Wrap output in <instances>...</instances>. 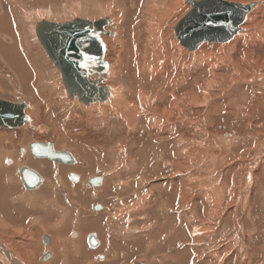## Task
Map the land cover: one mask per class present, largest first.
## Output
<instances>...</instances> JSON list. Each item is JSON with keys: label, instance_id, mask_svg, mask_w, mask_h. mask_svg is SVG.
Here are the masks:
<instances>
[{"label": "rangeland", "instance_id": "rangeland-1", "mask_svg": "<svg viewBox=\"0 0 264 264\" xmlns=\"http://www.w3.org/2000/svg\"><path fill=\"white\" fill-rule=\"evenodd\" d=\"M14 1L0 0V15L15 21L4 18L10 25L0 24V36L14 33V53L24 51L28 63L0 49V99L25 102L31 123L0 128V200L5 193L11 200L0 202V264L54 257L42 245L45 234L73 253L81 248L70 264H264V0H224L258 5L230 42L193 52L173 32L187 0ZM76 18L110 22L102 36L109 72L93 76L109 88L103 103L67 97L35 37L44 20ZM3 60L16 74L28 67V77L16 80ZM47 142L75 164L30 151L23 162L8 150ZM17 161L49 188L26 190ZM94 177L102 179L97 187L89 184Z\"/></svg>", "mask_w": 264, "mask_h": 264}, {"label": "water", "instance_id": "water-1", "mask_svg": "<svg viewBox=\"0 0 264 264\" xmlns=\"http://www.w3.org/2000/svg\"><path fill=\"white\" fill-rule=\"evenodd\" d=\"M186 3L190 10L176 23L173 32L179 45L189 52L196 51L204 43L230 42L241 30L247 15L258 5V2L242 4L224 0H187ZM106 26L110 27L108 19H74L63 24L44 20L35 30L39 44L61 76L67 97L85 106L103 103L111 96L109 88L102 85V76L99 80L93 78L109 72L110 65L104 61L106 45L101 38L110 34L105 32ZM25 105L22 101L0 99V128L11 130L31 123L24 112ZM30 151L36 159H47L57 165L75 164L68 151L57 152L50 142L30 145ZM18 176L26 190H35L43 182L36 171L26 166L18 171ZM69 176L72 182L78 181L77 175ZM101 182V177L89 180L94 187ZM88 242L97 247L94 235L88 237Z\"/></svg>", "mask_w": 264, "mask_h": 264}, {"label": "bare ground", "instance_id": "bare-ground-1", "mask_svg": "<svg viewBox=\"0 0 264 264\" xmlns=\"http://www.w3.org/2000/svg\"><path fill=\"white\" fill-rule=\"evenodd\" d=\"M12 1V0H11ZM16 1V0H15ZM13 2L14 4L15 3H17V2ZM20 2V1H19ZM17 5V4H16ZM79 15V14H78ZM7 17H9V19L12 21V19H11V17L10 16H7ZM6 17V18H7ZM4 18H5V16H4ZM4 18H0V24L2 23V24H4V25H10V22H5L4 21ZM5 18V19H6ZM76 19H86V18H76ZM63 24V23H62ZM12 29V28H11ZM15 30V29H14ZM133 30V29H132ZM8 33H9V36H6V34H5V32L4 31H2V33H4V37H2V35L0 36V49H5L6 47L5 46H3V44H4V42L5 41H8V39H9V42L11 43V44H14L15 43V45H14V50H16V48H17V44H16V38L14 37L15 35H14V33H10L9 31H7ZM34 33H35V30H34ZM1 34V33H0ZM15 34H16V32H15ZM8 35V34H7ZM8 37V38H7ZM35 37H36V34H35ZM235 37V36H234ZM233 37V38H234ZM102 38V40H103V37H101ZM232 38V39H233ZM37 39V38H36ZM103 42H104V40H103ZM105 44V43H104ZM218 44H222V43H218ZM7 51V50H6ZM8 52V51H7ZM8 54H9V52H8ZM15 66H16V64H14ZM11 72H12V69H11ZM19 76H23L22 74H19ZM14 77L15 78H17L15 75H14ZM21 80H23V78L22 79H20V81ZM16 85V84H15ZM13 86V85H12ZM65 88V87H64ZM3 90V88L0 86V93H1V91ZM15 90V89H14ZM66 91V90H65ZM117 94V93H116ZM119 98H116V99H113V101L115 102L116 101V103L117 104H119L120 105V103H119ZM129 108H130V106H129ZM25 112V111H24ZM27 123V122H26ZM35 144V143H34ZM33 145V144H32ZM25 149V148H24ZM169 154V153H168ZM25 156H26V149H25ZM21 157V156H20ZM22 159V158H21ZM31 159H29V161H30ZM35 162V161H34ZM12 163V162H11ZM38 164H43V163H39V162H37ZM93 164V163H92ZM20 166H22V165H20ZM19 166V167H20ZM38 165H36V167H37ZM18 167V168H19ZM40 168V167H39ZM88 169V168H87ZM251 173V172H250ZM8 179H9V177H8ZM7 179V180H8ZM19 180H20V178H19ZM79 181V180H78ZM72 191H73V189H72ZM215 191H218L216 188H215ZM219 192V191H218ZM220 194V193H219ZM6 197H9L7 194H4V196H3V198H1V200H0V202H1V204H4L5 203V201H6ZM33 198V197H32ZM218 198V197H217ZM77 221H79V220H77ZM85 224H83V225H87V222H84ZM80 225V224H79ZM82 224L80 225V228L83 226ZM2 226V225H1ZM5 226V225H4ZM6 227H9V226H6ZM57 227V226H56ZM64 227V226H63ZM1 229V228H0ZM4 229V228H3ZM46 229V228H45ZM57 229V228H56ZM47 230V229H46ZM58 230V229H57ZM57 230H56V232H57ZM4 231V230H3ZM44 231V230H43ZM11 232V231H10ZM131 232H132V230H131ZM26 233V232H25ZM4 234V233H3ZM18 234V233H17ZM73 234V233H72ZM53 235V234H52ZM60 236V235H59ZM58 237V236H57ZM95 237V236H94ZM57 238H55V243H54V250H55V254L57 253V254H59L61 257H63V255L65 254V253H68V255H69V258L72 260V259H75V258H82L83 257V254L81 253V252H78V251H80L81 250V248H79L78 246H74V252H76V253H73L72 252V245L70 246L69 244V246H67V242H65V240H64V242L63 241H61V240H56ZM95 239H96V237H95ZM47 245H49L50 244V238L48 237L47 238ZM97 240V239H96ZM72 242V241H71ZM28 244V243H27ZM71 244V243H70ZM1 245V244H0ZM25 245V244H24ZM33 245V244H32ZM46 245V244H45ZM78 245V244H77ZM97 245H98V243H97ZM2 248H4V250H3V252L5 253V254H8L9 255V257H10V259H13V256H12V254H11V249L10 248H7L6 247V244H2V246H1ZM36 248V247H35ZM184 248V247H183ZM39 249V248H38ZM34 250V249H33ZM40 250V249H39ZM30 251V250H29ZM48 251V250H47ZM181 252V251H180ZM39 254V253H38ZM57 254H56V257L58 258V256H57ZM25 255H26V253H25ZM26 257H28V259H29V256L27 255ZM44 257H48V253H46L45 254V256ZM59 258L58 260H62V258ZM180 258H181V260H182V253H180ZM15 260V259H14ZM27 260V259H26ZM80 261V260H79ZM79 261H77L78 263H80ZM171 261H175V259H171ZM22 262V261H21ZM26 262V261H25ZM28 263H31V260L30 261H28ZM55 264H58V263H55ZM73 264H75V263H73Z\"/></svg>", "mask_w": 264, "mask_h": 264}, {"label": "crops", "instance_id": "crops-1", "mask_svg": "<svg viewBox=\"0 0 264 264\" xmlns=\"http://www.w3.org/2000/svg\"><path fill=\"white\" fill-rule=\"evenodd\" d=\"M16 14H18V11H16ZM11 15H13V13L11 14ZM10 14H8V16H10L11 17V19H12V21H14V19H13V17L11 16ZM4 16H6V14L5 13H3L2 15H0V18H4ZM15 22V21H14ZM14 45H15V43L14 44H11L10 42H8V41H5L4 42V44H3V46H5L6 48L5 49H7V51L9 52V55H10V57L11 58H14V57H19V58H21V60L24 62V63H28V61H27V59H26V56H25V54H24V51H18L17 52V54L15 55V53H14ZM13 62V61H12ZM13 64H15L14 62H13ZM7 67H9L8 65H7ZM16 67H18L17 65H16ZM28 67H26L25 68V71H24V75L23 76H19V74H21V73H18V74H16V72H15V70H13L12 69V72L11 73H14V75L17 77V79L20 81V79H22V78H24V76L27 78L28 77V74L26 73V69H27ZM9 69H10V71H11V68L9 67ZM25 82V81H24ZM24 82H22V84H24ZM177 138H178V136H177ZM5 158V157H4ZM2 163H6V159L4 160H2ZM3 179V178H2ZM49 187H43L42 188V190L41 191H43V190H45V189H48ZM38 192V191H37ZM5 194H7V195H9L8 193H5ZM11 200H9V199H7L6 201H5V203L4 204H7L8 202H10ZM47 203V202H46ZM6 206V205H5ZM39 212H40V209H37ZM7 211V210H6ZM9 211V210H8ZM10 216H11V214H9ZM12 215H14L13 213H12ZM9 216H7L6 215V219L8 218ZM15 217V216H14ZM17 220H20V218H21V216H17L16 215V217H15ZM10 222L12 221V220H9ZM8 222V221H7ZM37 223H41L42 225L45 223L44 221H41V220H39ZM17 225H19V223L17 224ZM45 235H48V234H45ZM50 237H51V242H50V248H51V250L54 252V257H53V262L51 263V264H55V263H58L59 264V262L60 261H62V260H58L57 261V257H56V254H55V250H53L54 249V243H55V238L53 237V235H50ZM63 242H64V240H62ZM42 245H43V243H42ZM67 256H63L62 258H64L67 262H63L64 264H70L69 263V260H70V258H69V255H68V253H65ZM64 254V255H65ZM55 257H56V259H55Z\"/></svg>", "mask_w": 264, "mask_h": 264}, {"label": "flooded vegetation", "instance_id": "flooded-vegetation-1", "mask_svg": "<svg viewBox=\"0 0 264 264\" xmlns=\"http://www.w3.org/2000/svg\"><path fill=\"white\" fill-rule=\"evenodd\" d=\"M102 37V36H101ZM41 45V44H40ZM32 55V54H31ZM33 57V56H32ZM5 64V66H7V64H6V62L3 60V65ZM10 73H11V71H10ZM16 80H17V78H15ZM27 123H29V122H27ZM26 124V123H25ZM38 142H41V141H38ZM26 149V152H29L30 150L28 149V147L27 148H25ZM25 149H23V148H20V146L18 145V143H15V145L13 146V147H8V150H11V152H12V154H16V155H18V158L21 160V161H23V162H25L26 160L25 159H21V158H23L25 155ZM30 153V155H32L31 154V151L29 152ZM28 153V154H29ZM21 156V157H20ZM27 156V155H26ZM36 159V158H35ZM40 160H47V159H40ZM49 161V160H48ZM12 162V160L11 159H6V163L8 164H12L11 163ZM17 164H18V161H17ZM22 164H25V163H22ZM22 164H18V165H22ZM64 165V164H63ZM22 167H25V166H20L19 168H18V170H17V172L20 170V169H22ZM34 170V169H33ZM36 171V170H35ZM37 172V171H36ZM38 173V172H37ZM39 174V173H38ZM40 175V174H39ZM76 177H78V176H76ZM43 179V178H42ZM78 179H79V177H78ZM43 184H44V180H43V182H42V184L40 185V187H38L37 189H35L36 191H39L41 188H43L44 186H43ZM131 231V230H130ZM133 231V230H132ZM134 232H136V231H133L132 233H134ZM38 233V232H37ZM50 238V242H51V237H50V234H48V235H44L43 237H41V240H42V243H43V245L45 246V244L47 245V238ZM88 242V241H87ZM97 242H98V240H97ZM47 253V252H46ZM45 253V254H46ZM43 254V253H42ZM45 254H44V256H45ZM103 258H105L103 255H100L99 257L97 256V259H100V260H103ZM36 259V258H35ZM37 261H38V263L39 264H51L52 262H53V256L51 257V255L49 254L48 255V257H43V258H41L40 259V257H38L37 259H36ZM102 264H104V263H102ZM135 264H139V263H135Z\"/></svg>", "mask_w": 264, "mask_h": 264}]
</instances>
